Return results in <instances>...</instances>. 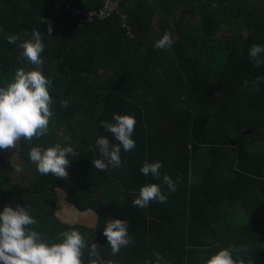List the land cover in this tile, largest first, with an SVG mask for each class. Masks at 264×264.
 <instances>
[{
    "label": "trees",
    "instance_id": "trees-1",
    "mask_svg": "<svg viewBox=\"0 0 264 264\" xmlns=\"http://www.w3.org/2000/svg\"><path fill=\"white\" fill-rule=\"evenodd\" d=\"M105 4L0 0V87L17 69L36 70L18 57L20 43L38 30L45 45L40 70L52 81L53 99L45 136L0 150V212L26 207L37 220L33 230L48 243L78 231L105 264H157V252L159 264H205L233 247H246L234 258L264 264V64L249 59L252 45L264 46V0H121L102 19ZM91 10L94 20L83 22ZM39 17L51 22V36ZM165 33L172 44L155 48ZM11 35L19 37L14 44ZM114 114L135 118L136 146L121 148L120 167L100 171L92 165L103 159L96 140L118 144L101 126L114 123ZM57 143L77 153L68 157L67 179L34 169L24 196L8 195L15 167L32 164L30 148ZM145 161L161 162L159 179L141 173ZM165 174L176 191L163 182ZM146 184L159 185L166 202L134 206ZM57 189L78 211L94 212L95 226L63 223ZM113 219L128 223L131 238L116 255L103 235ZM89 259L86 247L84 264Z\"/></svg>",
    "mask_w": 264,
    "mask_h": 264
},
{
    "label": "clouds",
    "instance_id": "clouds-1",
    "mask_svg": "<svg viewBox=\"0 0 264 264\" xmlns=\"http://www.w3.org/2000/svg\"><path fill=\"white\" fill-rule=\"evenodd\" d=\"M40 24L48 26L51 36V22L39 17ZM18 36L7 37L10 44H14ZM172 35L165 33L156 41L154 47L166 49L172 44ZM22 52L18 59L27 60L36 70L25 71L17 69L15 75L6 87H0V150L14 149L21 141L31 142L40 139L48 132L50 120L53 117L51 106L53 104L49 89L52 81L46 78L40 67L44 61L41 54L45 45L42 43V34L33 30L30 40L20 43ZM264 46L252 45L249 50V59L256 67L264 64L261 55ZM245 81V86H247ZM259 83V79L254 81ZM62 107L68 106L67 100L61 101ZM114 123L101 121V126L118 141L113 145L107 137L96 140V145L103 159L92 160V165L100 171H106L109 166H121V148L130 152L136 146L132 135L135 130L136 120L131 115H113ZM69 155H77L72 147H62L59 143L43 148L31 147L28 152L29 160L36 166L42 176L49 174L57 179H67L70 160ZM161 162L149 163L145 161L140 171L143 175H151L159 179L161 176ZM23 169L17 165L16 172ZM163 182L170 191H176V184L168 175L163 176ZM167 197L162 193L157 184H146L139 189V195L133 200V205L144 208L150 202L165 203ZM37 224L26 207L17 205L15 209L5 206L0 212V264H84V250L87 247L90 259L88 264H105L100 258L99 248L95 243L88 246L84 236L75 230L63 231L58 234L60 242L48 243L42 239L41 234L33 230ZM103 235L107 238L112 254L119 253L122 247L131 243L128 233V223L121 219L110 220L104 228ZM245 248H225L219 250L206 260L205 264H245L238 256L233 257V252H241ZM157 264L163 259L160 253H155ZM107 264H112L108 261Z\"/></svg>",
    "mask_w": 264,
    "mask_h": 264
},
{
    "label": "rangeland",
    "instance_id": "rangeland-1",
    "mask_svg": "<svg viewBox=\"0 0 264 264\" xmlns=\"http://www.w3.org/2000/svg\"><path fill=\"white\" fill-rule=\"evenodd\" d=\"M11 151L14 150L11 149ZM12 161L14 164H16L15 156ZM22 169L23 170L21 172L15 173V178L12 182V191H8L7 193L8 195L14 193L13 195L17 201L24 196L25 190H27L26 188L29 186L32 177H34V173H32V171L36 169V166L32 163L29 166L26 165ZM57 194L58 199L56 215L63 223H66L71 227L83 226L84 228H92L95 226L96 214L94 212L90 210L85 212L78 211L73 205L69 203L68 195L61 189H57ZM3 196L4 195L0 193V200L3 198Z\"/></svg>",
    "mask_w": 264,
    "mask_h": 264
},
{
    "label": "built area",
    "instance_id": "built-area-1",
    "mask_svg": "<svg viewBox=\"0 0 264 264\" xmlns=\"http://www.w3.org/2000/svg\"><path fill=\"white\" fill-rule=\"evenodd\" d=\"M121 0H106L105 8L100 13V16L102 19L108 17V15L116 10L118 7V4L120 3ZM82 10H79L78 12H81ZM96 16L95 11H88L84 12L83 15V22H91L94 20V17Z\"/></svg>",
    "mask_w": 264,
    "mask_h": 264
}]
</instances>
